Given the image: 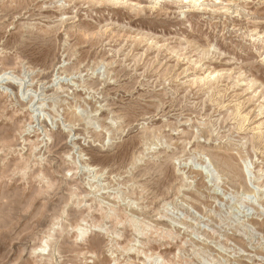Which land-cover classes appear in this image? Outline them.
<instances>
[{
	"label": "rangeland",
	"instance_id": "1",
	"mask_svg": "<svg viewBox=\"0 0 264 264\" xmlns=\"http://www.w3.org/2000/svg\"><path fill=\"white\" fill-rule=\"evenodd\" d=\"M0 264H264V0H0Z\"/></svg>",
	"mask_w": 264,
	"mask_h": 264
},
{
	"label": "bare ground",
	"instance_id": "2",
	"mask_svg": "<svg viewBox=\"0 0 264 264\" xmlns=\"http://www.w3.org/2000/svg\"><path fill=\"white\" fill-rule=\"evenodd\" d=\"M187 1H189L190 3H192V5H196V4H199L201 2V0H187ZM73 116L74 117H78L77 115H73Z\"/></svg>",
	"mask_w": 264,
	"mask_h": 264
}]
</instances>
